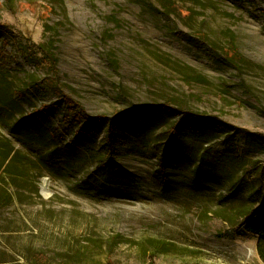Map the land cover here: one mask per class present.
Masks as SVG:
<instances>
[{"label":"rangeland","instance_id":"374dc122","mask_svg":"<svg viewBox=\"0 0 264 264\" xmlns=\"http://www.w3.org/2000/svg\"><path fill=\"white\" fill-rule=\"evenodd\" d=\"M261 206L264 0H0V264H264Z\"/></svg>","mask_w":264,"mask_h":264},{"label":"trees","instance_id":"16d2710c","mask_svg":"<svg viewBox=\"0 0 264 264\" xmlns=\"http://www.w3.org/2000/svg\"><path fill=\"white\" fill-rule=\"evenodd\" d=\"M41 49L42 52H52L49 45L42 43ZM50 59V56H48ZM55 64V63H54ZM67 104V108L70 109V112L75 115V122H78L76 132L74 134L77 138H83L86 136H91L96 134L99 131V126L102 122H106V133L104 137V143L107 151H112L115 148L114 135L116 133V125L118 120L125 118H132L139 114L140 108H125L120 111H115L112 115L108 114H97V116L88 115L84 109H72L74 106L71 100H64ZM70 101V102H69ZM145 108V107H141ZM189 116L192 119H198L203 122H208L209 118L205 117L199 113L189 111ZM182 125L181 122H177L170 126V136L175 137L181 131ZM247 228L256 235L257 247L256 250L259 252L261 259L264 262V206L257 207L255 211L249 214L247 217Z\"/></svg>","mask_w":264,"mask_h":264}]
</instances>
